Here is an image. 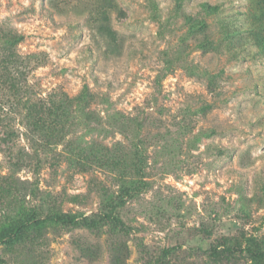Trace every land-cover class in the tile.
<instances>
[{
  "label": "rangeland",
  "instance_id": "374dc122",
  "mask_svg": "<svg viewBox=\"0 0 264 264\" xmlns=\"http://www.w3.org/2000/svg\"><path fill=\"white\" fill-rule=\"evenodd\" d=\"M260 5L0 0V232L31 207L92 222L44 221L0 264H264L210 251L264 252ZM84 86L28 133L51 93Z\"/></svg>",
  "mask_w": 264,
  "mask_h": 264
},
{
  "label": "trees",
  "instance_id": "16d2710c",
  "mask_svg": "<svg viewBox=\"0 0 264 264\" xmlns=\"http://www.w3.org/2000/svg\"><path fill=\"white\" fill-rule=\"evenodd\" d=\"M261 4V8L264 9V0H258ZM52 97L48 98L47 106H46V114L44 117H40L39 115L32 116L33 120L29 125L28 133L34 134L36 132L47 133L53 132L58 125L62 124L61 117L65 115V108L70 106V103L75 102L76 105L83 103L87 100L90 96L94 95L87 86L81 88L79 93L75 95V97H68L66 93H51ZM67 98H73L71 101ZM46 131V132H45ZM27 133V132H26ZM37 135V134H36ZM34 143L42 145L40 142H45L42 146H47L48 142L46 140H40L38 137L36 139H31ZM12 167H17V162L12 161L10 162ZM98 163H102L101 165L105 164L101 160H96L95 162H86L84 164L86 167L85 169H91ZM110 163H114L111 161ZM47 214L44 216H40L36 210V208L31 207L29 210L23 211L21 216L17 219H13L11 226L4 228L0 232V243L6 241H13V240H24L27 238V234L33 230H40L41 223L47 222L49 225H76L82 223L83 225L90 226L92 222L87 221V217L75 214H64L60 213L57 208H48ZM104 218L113 217L110 214H103ZM170 249H165L164 253H168ZM211 255H215L217 257H224L228 259L230 255L236 252H244L247 255L251 256L253 259L262 260L264 259V252H257L245 246L243 248H229L224 247L220 250L217 247H213L210 249Z\"/></svg>",
  "mask_w": 264,
  "mask_h": 264
}]
</instances>
